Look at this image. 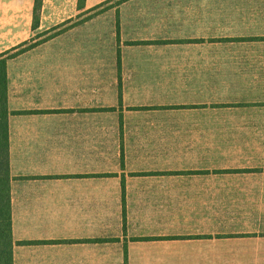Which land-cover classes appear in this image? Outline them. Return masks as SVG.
<instances>
[{
	"label": "crops",
	"instance_id": "0c3cea01",
	"mask_svg": "<svg viewBox=\"0 0 264 264\" xmlns=\"http://www.w3.org/2000/svg\"><path fill=\"white\" fill-rule=\"evenodd\" d=\"M104 1L0 0L13 264H264V0Z\"/></svg>",
	"mask_w": 264,
	"mask_h": 264
},
{
	"label": "rangeland",
	"instance_id": "374dc122",
	"mask_svg": "<svg viewBox=\"0 0 264 264\" xmlns=\"http://www.w3.org/2000/svg\"><path fill=\"white\" fill-rule=\"evenodd\" d=\"M42 1L43 0H37V9H36V0L34 4V26L37 25L40 19V15L42 13ZM230 1V0H225ZM243 1V0H241ZM251 2H256L258 0H250ZM85 5V0H79V6L82 7ZM191 0H106L99 4L98 6H95L91 9H89L87 12H84L82 14L85 15V20L90 23L93 22L96 16H115L117 19L116 23L118 27L120 26H127V25H135V26H150L151 23H142V22H126V19H124L121 22L122 17H150L153 16H190L191 14ZM147 19V20H148ZM110 20V19H108ZM78 23V22H76ZM75 23H71L69 21H66L62 24H59L55 28H52L50 31L51 34H55L53 30H55L56 34L59 33L64 29V26L67 28L70 27V25H74ZM93 24V23H92ZM66 28V29H67ZM48 32V31H47ZM47 34V33H46ZM51 35H46L43 39L50 37ZM31 39L26 41L24 44H22V47L20 49H27L32 46H35L40 40Z\"/></svg>",
	"mask_w": 264,
	"mask_h": 264
},
{
	"label": "trees",
	"instance_id": "16d2710c",
	"mask_svg": "<svg viewBox=\"0 0 264 264\" xmlns=\"http://www.w3.org/2000/svg\"><path fill=\"white\" fill-rule=\"evenodd\" d=\"M11 51L0 55V264H13L6 60L22 50Z\"/></svg>",
	"mask_w": 264,
	"mask_h": 264
}]
</instances>
